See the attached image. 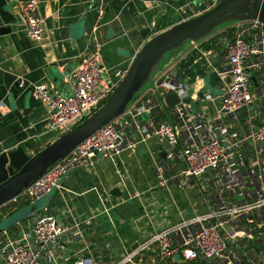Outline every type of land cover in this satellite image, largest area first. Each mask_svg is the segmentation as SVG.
Returning <instances> with one entry per match:
<instances>
[{"label":"built area","instance_id":"built-area-1","mask_svg":"<svg viewBox=\"0 0 264 264\" xmlns=\"http://www.w3.org/2000/svg\"><path fill=\"white\" fill-rule=\"evenodd\" d=\"M9 1L17 4L28 37L41 40L39 2ZM219 1L211 0V8ZM227 31L224 59L215 68L224 81L220 94L199 97L172 67L156 73L121 117L0 208V220L62 191L67 173L116 160L152 139L165 146V157L154 165L159 186L195 190L202 210L116 255L115 230L101 231L99 218L139 194L82 220L47 203L0 233V264H264V24L240 21ZM200 42L189 44L200 48ZM108 71L98 46L74 68L70 94L35 85V97L49 108L43 134L63 135L97 111L128 70ZM171 93L179 102L170 106Z\"/></svg>","mask_w":264,"mask_h":264},{"label":"crops","instance_id":"crops-1","mask_svg":"<svg viewBox=\"0 0 264 264\" xmlns=\"http://www.w3.org/2000/svg\"><path fill=\"white\" fill-rule=\"evenodd\" d=\"M39 7L44 36L34 41L25 32L17 4L0 0V29L10 28L0 33V154L23 147L31 155L59 137L43 134L49 108L35 97V85L46 84L54 94H70L74 68L98 46L109 73L128 70L148 40L209 10L211 0H44ZM220 30L202 40L200 48L187 44L186 51L171 59L177 78L201 98V93L209 91L205 76L219 92L224 88L215 68L224 59L226 39L231 35L227 27ZM164 149L152 139L116 160L101 159L94 167H79L63 177L64 189L56 191L48 203L68 208L82 220L103 205L120 203L119 199L128 194L137 193L142 198L146 193L147 198L158 188L154 165L164 158ZM115 188L120 196L111 195ZM196 196L199 202L195 205L200 207L197 192ZM120 207L99 218L101 231L115 230L111 242L116 255L162 230L145 236V231L142 234L138 228V236L131 230L129 217L123 219L119 214Z\"/></svg>","mask_w":264,"mask_h":264},{"label":"water","instance_id":"water-1","mask_svg":"<svg viewBox=\"0 0 264 264\" xmlns=\"http://www.w3.org/2000/svg\"><path fill=\"white\" fill-rule=\"evenodd\" d=\"M240 21H259L264 24V0H220L204 13L158 33L142 46L126 76L106 102L85 121L59 136L34 155H29L23 147L0 154V208L20 196L58 162L67 158L80 144L121 117L142 89L151 83L162 64L178 54L183 47L214 35L225 24ZM9 31V27L0 29V33ZM166 101L171 106L178 103L179 98L175 93H171L166 96ZM162 157H165V153ZM56 191L55 189L47 195L49 199ZM111 195L120 196L121 192L115 188L111 191ZM40 200L26 206L28 216L40 211L49 202L42 205L39 203ZM13 226L0 225V233Z\"/></svg>","mask_w":264,"mask_h":264},{"label":"rangeland","instance_id":"rangeland-1","mask_svg":"<svg viewBox=\"0 0 264 264\" xmlns=\"http://www.w3.org/2000/svg\"><path fill=\"white\" fill-rule=\"evenodd\" d=\"M202 1L204 0H200V2ZM228 25L229 24H225L222 27H227ZM186 49L187 45L183 47L180 52H184ZM172 64L173 60L163 63L157 75L162 74L168 67H171ZM205 81L206 87L211 93L214 95L220 94L219 90L215 89L213 82L210 81L209 76H205ZM59 136H61V134H59ZM156 182L158 188L154 192H147L150 193L149 197L146 198L145 193V196L143 195L142 198L132 200L118 209L123 219L129 217L128 223L131 225V230L138 236L139 233L136 232L138 228H141L142 234L145 231V236H147L151 231L163 230V228L166 229L168 226L176 224L184 218L192 217L198 214V211L202 210L195 205L199 202L195 190L193 191L188 188L180 189L173 184H170L167 188H163L159 186L158 180ZM145 198L148 201L145 200ZM47 201H49V197L45 196L39 203L43 205ZM4 213H6L5 210ZM27 216L28 210L27 207L24 206L18 211L3 217L0 220V225L6 227L13 226L14 223L24 220Z\"/></svg>","mask_w":264,"mask_h":264},{"label":"trees","instance_id":"trees-1","mask_svg":"<svg viewBox=\"0 0 264 264\" xmlns=\"http://www.w3.org/2000/svg\"><path fill=\"white\" fill-rule=\"evenodd\" d=\"M39 151H40V150H38L37 152H39ZM37 152H36V153H37ZM23 207H24V206H22L21 208H23Z\"/></svg>","mask_w":264,"mask_h":264}]
</instances>
